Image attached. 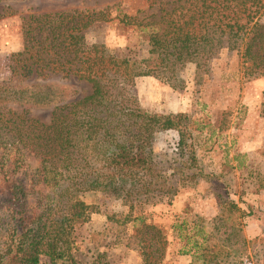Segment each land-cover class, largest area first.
<instances>
[{
	"label": "trees",
	"instance_id": "trees-1",
	"mask_svg": "<svg viewBox=\"0 0 264 264\" xmlns=\"http://www.w3.org/2000/svg\"><path fill=\"white\" fill-rule=\"evenodd\" d=\"M263 17L264 0H174L161 2L143 20L117 16L119 24L142 33L146 54L139 46L118 51L104 44L84 51L89 29L113 20L110 9L26 17L23 50L12 56L17 80L0 81V264H41L42 257L76 264L77 228L101 212L88 203L92 195L128 208L127 214L107 215L119 228L111 244L136 251L142 264H163L169 242L135 210L170 202L180 187L200 178L225 190L229 212L250 216L230 199L227 185L202 167L193 117L146 111L132 89L141 77L181 89L179 71L189 63L201 71L202 62L221 50L238 53L246 76H264ZM57 77L88 84L90 91L80 96ZM48 109L49 123L31 116ZM261 113L264 118V101ZM166 132L178 136L170 171L156 161L155 141ZM98 236L106 232L90 234L97 252L111 245H97ZM182 239L187 244L181 256L207 241Z\"/></svg>",
	"mask_w": 264,
	"mask_h": 264
},
{
	"label": "rangeland",
	"instance_id": "rangeland-1",
	"mask_svg": "<svg viewBox=\"0 0 264 264\" xmlns=\"http://www.w3.org/2000/svg\"><path fill=\"white\" fill-rule=\"evenodd\" d=\"M174 0H0V81H16L12 56L23 50V20L29 15L71 11H103L110 9L113 20L94 25L86 34L84 51L104 44L111 50L124 51L139 46L146 54L142 33L125 27L115 19L119 15L141 20L157 11L161 2ZM264 23V17L262 18ZM138 47V48H139ZM198 70L187 64L178 73L181 89L155 77L136 79L133 95L141 107L152 113H185L196 122L198 156L206 173L217 175L221 185H227L230 199L250 214L229 212L223 204V188H215L200 178L180 187L169 202L138 207L135 216H143L148 224L161 228L169 242L163 264H242L252 259L264 264V118L262 104L264 76L245 75V68L236 51L221 50L215 57L202 62ZM54 81L72 85L80 96L90 86L76 79L59 77ZM52 109L36 110L31 116L49 123ZM178 136L174 132L160 133L155 141L156 161L170 171L175 163ZM221 197L222 203L219 201ZM88 203L99 205L101 212L77 228L76 264H142L140 255L125 245L111 244L117 225L109 224L107 215L127 214L121 200L92 195ZM185 226L174 231V225ZM106 232L96 237V244H111L95 250L90 234ZM132 234V227L129 228ZM185 236H192L202 245L191 255L179 254L187 244ZM91 249V250H90ZM189 249V247H187ZM98 253L103 255L99 261ZM41 264H51L42 257ZM58 264H71L60 262Z\"/></svg>",
	"mask_w": 264,
	"mask_h": 264
},
{
	"label": "built area",
	"instance_id": "built-area-1",
	"mask_svg": "<svg viewBox=\"0 0 264 264\" xmlns=\"http://www.w3.org/2000/svg\"><path fill=\"white\" fill-rule=\"evenodd\" d=\"M242 264H258L257 262H255L254 260H252V259H244L243 261H242Z\"/></svg>",
	"mask_w": 264,
	"mask_h": 264
}]
</instances>
